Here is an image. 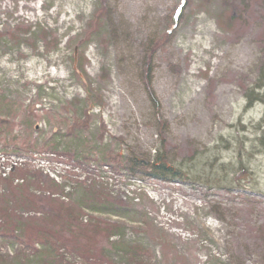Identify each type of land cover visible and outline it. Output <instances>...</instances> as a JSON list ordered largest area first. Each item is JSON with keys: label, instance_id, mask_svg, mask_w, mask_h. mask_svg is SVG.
<instances>
[{"label": "rangeland", "instance_id": "obj_1", "mask_svg": "<svg viewBox=\"0 0 264 264\" xmlns=\"http://www.w3.org/2000/svg\"><path fill=\"white\" fill-rule=\"evenodd\" d=\"M263 59L264 0H0V264H264ZM159 133L227 181L97 161L152 158Z\"/></svg>", "mask_w": 264, "mask_h": 264}, {"label": "trees", "instance_id": "obj_2", "mask_svg": "<svg viewBox=\"0 0 264 264\" xmlns=\"http://www.w3.org/2000/svg\"><path fill=\"white\" fill-rule=\"evenodd\" d=\"M107 1H113V0H107ZM178 14H181V9L177 10ZM177 19V18H176ZM81 67V66H80ZM82 68V67H81ZM152 69L149 67L146 70V77H145V83H146V93L149 99V102L151 103L153 109L155 110L156 119L158 122L165 127L166 123L163 121V118L161 116V104L159 100L157 99L155 93L152 89V82H151V74ZM80 75L84 77V72L81 71ZM89 99V98H88ZM245 99L247 100L248 107H251L254 103H263L264 104V59L261 63L260 69H259V77L255 83V85L247 90L245 93ZM261 131L262 136L259 137L256 140V143L258 144L257 147L260 149V151L264 154V118L261 121ZM168 129V128H167ZM160 135V146L155 150V153L153 154L152 158H142L139 156L133 155L132 157H125L122 154H115V153H106L104 156L96 157L97 161L104 162L105 166H113V167H122L123 169L129 170L131 172H134L136 174H143V176H146L150 179L163 182V183H170V184H180L184 183L186 181L188 182H194V183H212V185H222L227 181L228 172L227 168L228 166H220L215 167V165H209L207 164V160L205 158H200L198 156H193V161L190 162V164L186 167L183 166H176L169 158V153L167 151V142L166 137L162 135V133H159ZM92 156V155H87ZM227 168V170H226ZM17 165L14 167V171H16ZM12 171V168H11ZM239 173L245 174V168L241 164ZM240 183V182H238ZM235 185V182H234ZM54 187H57L56 184L53 183ZM236 187H243L240 184H236ZM63 189V188H62ZM106 203H109L108 200H97L96 208L101 209L100 207L105 205ZM114 209L117 208L112 203ZM8 208V204L5 207ZM70 212V210H69ZM66 218L65 222L69 227H74L72 221H77L79 219V216H73V214L69 213L64 216ZM8 223V222H7ZM78 226V225H77ZM76 226V227H77ZM85 228L90 229L94 233L98 234H105L107 238V227H103L100 224L94 225L90 223L89 225L86 224V227H83L79 229V231L84 230ZM112 229H115V226H111ZM19 231H23L20 228H17V230H13L14 233H18ZM72 231V230H71ZM98 237V236H97ZM33 245V249L40 253V250H37ZM50 251L53 253V249L50 248Z\"/></svg>", "mask_w": 264, "mask_h": 264}]
</instances>
